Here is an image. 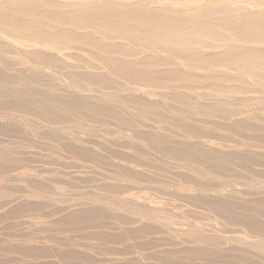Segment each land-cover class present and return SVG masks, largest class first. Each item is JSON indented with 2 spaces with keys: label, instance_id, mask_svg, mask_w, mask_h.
Masks as SVG:
<instances>
[{
  "label": "rangeland",
  "instance_id": "374dc122",
  "mask_svg": "<svg viewBox=\"0 0 264 264\" xmlns=\"http://www.w3.org/2000/svg\"><path fill=\"white\" fill-rule=\"evenodd\" d=\"M0 264H264V0H0Z\"/></svg>",
  "mask_w": 264,
  "mask_h": 264
}]
</instances>
